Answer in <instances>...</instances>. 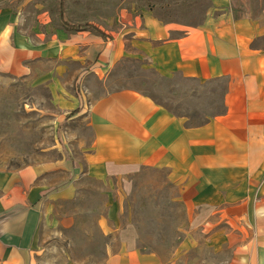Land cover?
Listing matches in <instances>:
<instances>
[{
	"label": "crops",
	"instance_id": "1",
	"mask_svg": "<svg viewBox=\"0 0 264 264\" xmlns=\"http://www.w3.org/2000/svg\"><path fill=\"white\" fill-rule=\"evenodd\" d=\"M212 10L205 24L186 26L123 8L88 22L106 37L88 28L67 30L61 14L48 11L40 13L43 25L34 34L20 22L28 12L0 11V70L23 77L35 61L51 64L53 87H61L57 77L68 81L61 90L68 96L58 93L71 104L66 114L80 110L62 132L69 159L0 173V264H37L43 240L63 223L73 225L54 211L77 197L81 177L107 185L141 168L167 172L176 201L191 214L188 232L202 243L188 236L167 261L141 252L136 227L120 222L121 204L107 201L97 220L106 239L104 264H191L185 251L201 245L208 253L195 264H262L264 0H212ZM130 50L164 78L224 80L223 113L187 125L139 91H110L107 73Z\"/></svg>",
	"mask_w": 264,
	"mask_h": 264
},
{
	"label": "rangeland",
	"instance_id": "2",
	"mask_svg": "<svg viewBox=\"0 0 264 264\" xmlns=\"http://www.w3.org/2000/svg\"><path fill=\"white\" fill-rule=\"evenodd\" d=\"M123 8L135 13L147 11L162 22L186 26L203 25L213 14L212 0L64 1L67 20L77 23L113 18ZM59 9V0H0V11L11 10L17 17L21 11L28 12L20 22L26 30L31 26L34 34L43 25L40 13L48 11L57 16ZM54 22L60 24L56 18ZM129 52L128 57L114 63L107 73L105 87L110 91H139L170 113L184 118L187 125L202 124L223 112L224 80L202 84L184 80L178 74L164 78L138 52ZM33 64L29 76H9L0 70V173L56 160L67 152L62 132L70 127L64 114L69 112L71 104L58 97V93L68 96L61 91L69 87L67 78L57 77L61 87H53L52 65L43 66L37 61ZM43 72L50 73L49 79L42 78ZM78 185L77 197L58 202L54 211L56 219H68L73 225L63 227V223L43 240L37 264H104L106 239L97 220L105 211V203L112 200L122 206L120 222L136 227L137 247L141 252L155 253L167 261L184 239L192 237L202 243L197 233L188 232L191 214L176 201L177 191L168 182L165 170L141 168L122 178H112L107 185L83 176ZM207 253L201 245L186 250L183 258L195 264Z\"/></svg>",
	"mask_w": 264,
	"mask_h": 264
},
{
	"label": "trees",
	"instance_id": "3",
	"mask_svg": "<svg viewBox=\"0 0 264 264\" xmlns=\"http://www.w3.org/2000/svg\"><path fill=\"white\" fill-rule=\"evenodd\" d=\"M64 1L65 0H59V12L61 14V23H62V26L67 29V30H74V31H79V30H82V29H93L94 31H96L100 36H105L104 32H102V30L98 27H96L94 24L92 23H80V24H73V23H69L68 21H66L64 19ZM78 89V86H76V90ZM79 108L78 109H75L73 111H71L70 113L66 114L65 117H64V120H68L70 117L76 115L77 113H79ZM224 111V110H223ZM223 113V112H222ZM58 130H60V128L58 127ZM66 158L69 159L70 156L69 154L66 152Z\"/></svg>",
	"mask_w": 264,
	"mask_h": 264
}]
</instances>
